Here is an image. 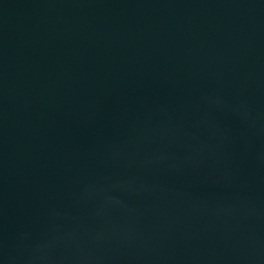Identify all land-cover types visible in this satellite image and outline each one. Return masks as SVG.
Returning <instances> with one entry per match:
<instances>
[{"label":"water","instance_id":"1","mask_svg":"<svg viewBox=\"0 0 264 264\" xmlns=\"http://www.w3.org/2000/svg\"><path fill=\"white\" fill-rule=\"evenodd\" d=\"M0 264H264V0H0Z\"/></svg>","mask_w":264,"mask_h":264}]
</instances>
